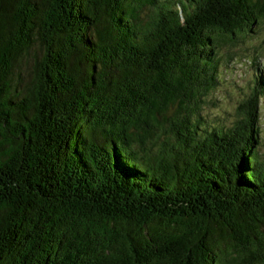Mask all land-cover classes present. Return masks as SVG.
Returning <instances> with one entry per match:
<instances>
[{"label": "trees", "instance_id": "trees-1", "mask_svg": "<svg viewBox=\"0 0 264 264\" xmlns=\"http://www.w3.org/2000/svg\"><path fill=\"white\" fill-rule=\"evenodd\" d=\"M262 20L264 0H0V264H264V78L230 124L201 114L217 43Z\"/></svg>", "mask_w": 264, "mask_h": 264}, {"label": "rangeland", "instance_id": "rangeland-1", "mask_svg": "<svg viewBox=\"0 0 264 264\" xmlns=\"http://www.w3.org/2000/svg\"><path fill=\"white\" fill-rule=\"evenodd\" d=\"M152 10V6H144L138 12L139 18L147 20ZM237 37L233 47L226 41L217 43V84L206 96L201 110L206 117V125L230 124L235 118L237 104L248 94L255 77L264 78V20L256 24L252 31ZM231 52L233 55L229 58ZM22 66L27 68L26 64ZM259 140L258 152L264 159V99L260 102Z\"/></svg>", "mask_w": 264, "mask_h": 264}]
</instances>
